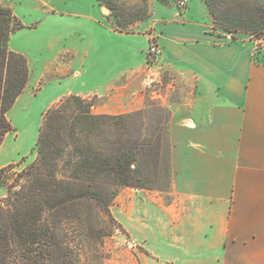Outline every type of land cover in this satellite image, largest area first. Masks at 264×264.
<instances>
[{"label": "crops", "instance_id": "0c3cea01", "mask_svg": "<svg viewBox=\"0 0 264 264\" xmlns=\"http://www.w3.org/2000/svg\"><path fill=\"white\" fill-rule=\"evenodd\" d=\"M47 6L34 42L24 32L27 14L11 6L24 26L8 47L26 57L30 71L78 84L62 94L99 98L94 113L142 109L146 80L158 75L144 72L140 36L113 32L94 0L55 11L67 20ZM196 11L187 8L152 32L162 48L153 61L171 77L165 94L181 85L180 98L166 102L168 199L121 188L117 219L147 252L137 264H264V62L253 57L248 33L231 39L213 28L202 4ZM143 39L148 44L149 35Z\"/></svg>", "mask_w": 264, "mask_h": 264}, {"label": "trees", "instance_id": "16d2710c", "mask_svg": "<svg viewBox=\"0 0 264 264\" xmlns=\"http://www.w3.org/2000/svg\"><path fill=\"white\" fill-rule=\"evenodd\" d=\"M112 9L109 0H100ZM214 28L264 42V0H204ZM130 21V20H129ZM16 23V26H14ZM23 25L0 5V144L11 124L5 114L25 89L29 67L8 47ZM264 62V57L263 60ZM151 100L123 114H97L92 100L68 95L47 110L36 157L20 171L0 167V264H87L104 260L103 239L124 228L110 204L124 187L162 190L170 184L169 109L151 119ZM93 251V252H92ZM93 258V259H94Z\"/></svg>", "mask_w": 264, "mask_h": 264}, {"label": "rangeland", "instance_id": "374dc122", "mask_svg": "<svg viewBox=\"0 0 264 264\" xmlns=\"http://www.w3.org/2000/svg\"><path fill=\"white\" fill-rule=\"evenodd\" d=\"M88 1L89 0H47V5L52 7L50 10L51 15L64 18L60 13H56L55 11H62L63 9L73 11L76 10L80 4L83 5V3H87ZM94 1L98 8H103V21L110 26L113 32L126 35L137 34L140 36L137 37V42H141V47L145 54H147L148 44L143 37L152 34V32L156 30V27L161 25L162 22L172 20L174 16H181L187 8H190L192 13L197 15L196 10L198 5L202 4L210 15L213 28L215 27L213 17L204 0H187L183 8L178 6L179 0H109L112 9L105 7L104 2L100 0ZM0 5L9 6L12 13L13 8L11 6H15L16 10L26 13V21L30 24L24 26L21 23L26 27L24 32H31L30 34L33 36V42L35 38L38 39L41 37L40 33L42 30H40L39 27L37 28V26L40 24V21L45 20L44 18L47 16L45 15L46 7H48L46 4L38 0H0ZM14 26H16V23H14ZM220 32L226 34V32L222 30ZM238 37L240 38L242 35L239 34ZM254 44L253 57L258 62L262 61L264 57V42L261 46H257L255 42ZM31 47H33L34 55H38L42 51L36 50L33 44ZM47 54V51L43 52V55ZM143 67L145 73L151 74L153 71H156L158 75V78L154 80H146V85L143 90L145 97L144 107L151 100L157 101L153 108H149L151 109L149 110V116L151 119L158 117L164 119L166 117V111L161 108V106L166 105L167 101H174L180 98L181 85L179 83L175 86L174 90L165 94L163 85H165L167 80L171 79L170 74L156 66L155 62L149 60L148 57L145 58ZM28 81L29 83L27 82L23 92L18 95L11 108L5 114L7 120L11 124V130L3 135L0 144V167L4 166V163L7 165L19 161L21 162L19 166L14 168L12 171L13 173L20 171L35 159L36 140L47 110L53 108L64 97L72 95L62 93L70 90L72 87L79 86L71 82L61 84L62 76L60 75L51 74L41 76L38 75L37 72L30 71V69ZM46 83H51L52 85L43 89ZM159 94L162 96H159ZM83 98L93 101L94 106L92 111H94V108L100 103V99L95 96ZM165 188L166 184L163 182L162 190H154L160 194L164 201L168 199ZM119 191L110 204L111 214L118 223ZM5 194V187L0 186V198L4 197ZM102 252V255L106 257L104 260L92 257V261L87 264H137L139 256L142 253H147L145 249L135 244L134 236L116 227L112 229V233L109 236L103 239Z\"/></svg>", "mask_w": 264, "mask_h": 264}, {"label": "built area", "instance_id": "2783aa9c", "mask_svg": "<svg viewBox=\"0 0 264 264\" xmlns=\"http://www.w3.org/2000/svg\"><path fill=\"white\" fill-rule=\"evenodd\" d=\"M187 3V0H179L178 6L183 8ZM162 53V48L159 45L155 35H149L148 48H147V57L149 60H155Z\"/></svg>", "mask_w": 264, "mask_h": 264}]
</instances>
